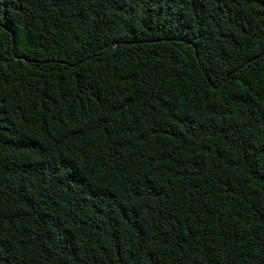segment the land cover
<instances>
[{
    "label": "trees",
    "instance_id": "1",
    "mask_svg": "<svg viewBox=\"0 0 264 264\" xmlns=\"http://www.w3.org/2000/svg\"><path fill=\"white\" fill-rule=\"evenodd\" d=\"M0 264H264V0H0Z\"/></svg>",
    "mask_w": 264,
    "mask_h": 264
},
{
    "label": "water",
    "instance_id": "2",
    "mask_svg": "<svg viewBox=\"0 0 264 264\" xmlns=\"http://www.w3.org/2000/svg\"><path fill=\"white\" fill-rule=\"evenodd\" d=\"M44 64H48V63H44Z\"/></svg>",
    "mask_w": 264,
    "mask_h": 264
}]
</instances>
